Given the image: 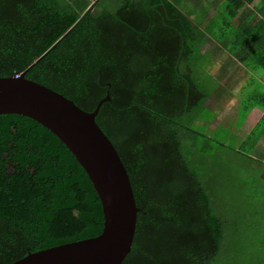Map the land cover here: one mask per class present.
<instances>
[{
	"label": "trees",
	"instance_id": "1",
	"mask_svg": "<svg viewBox=\"0 0 264 264\" xmlns=\"http://www.w3.org/2000/svg\"><path fill=\"white\" fill-rule=\"evenodd\" d=\"M92 2L0 0V77L21 74L44 55L25 78L80 109L92 112L109 90L95 122L140 209L121 264H224L228 221L191 169L186 145L213 148L207 135L223 130L208 131L216 116L204 106L219 93L208 68L213 53L264 69V0H98L87 13ZM245 101L240 123L255 106ZM254 129L239 148L249 144L248 153L232 147L251 161L261 136ZM102 228L100 201L66 147L27 117L0 115V264Z\"/></svg>",
	"mask_w": 264,
	"mask_h": 264
},
{
	"label": "water",
	"instance_id": "2",
	"mask_svg": "<svg viewBox=\"0 0 264 264\" xmlns=\"http://www.w3.org/2000/svg\"><path fill=\"white\" fill-rule=\"evenodd\" d=\"M96 2L91 3L87 13L92 12ZM43 56L18 78L0 77V115L27 117L66 147L86 173L100 201L103 228L95 237L28 253L11 264H121L131 251L140 209L120 156L95 122L100 106L110 101L109 90L92 112L80 109L62 94L25 78Z\"/></svg>",
	"mask_w": 264,
	"mask_h": 264
},
{
	"label": "rangeland",
	"instance_id": "3",
	"mask_svg": "<svg viewBox=\"0 0 264 264\" xmlns=\"http://www.w3.org/2000/svg\"><path fill=\"white\" fill-rule=\"evenodd\" d=\"M105 6L111 7L112 4L107 1ZM209 45H211L210 42L204 46V49H208ZM224 54L225 52H221L217 56ZM211 59L212 57L209 61H212ZM229 64V62H222L220 65L217 62V65L213 67L216 74L214 72L212 74L218 77V67L224 71ZM211 70L209 71L211 72ZM208 80L209 76H205V81ZM219 80L222 81L220 78ZM252 81L257 84V81L250 77L246 81L247 83L242 85L244 89L239 90L244 96L241 102L249 98L253 101L252 92L256 86L251 85ZM225 83L227 84L223 83L221 89L222 94L219 93L211 97L206 105L218 114L213 127L217 124L218 127L226 128L227 133L222 136L224 131L220 130L219 135L221 136L207 135L212 140L213 148L205 147L206 149L203 151H199L197 146L194 148L196 144H193L192 141L187 142L186 154L189 156L191 169L198 174L204 186H207L221 217L228 221L226 225L227 237L222 245V262L224 264H264V155H260L264 152V138L258 141L254 151L249 154L253 161L245 157L246 155L234 151L233 148L237 147L240 153L249 152V144L246 146L244 144L245 148H239L255 119H250V122L237 132L233 130V117L229 110L231 107L232 112L235 113L236 104L232 98L229 101V90L236 89V87L232 81ZM259 92L264 93V90H259ZM225 94L227 97L223 99ZM253 128H255L254 132L257 136L264 133L262 124ZM230 135L234 137L231 139ZM235 135L238 139L235 138ZM253 140L255 141V138ZM219 144L226 145L228 149L222 148Z\"/></svg>",
	"mask_w": 264,
	"mask_h": 264
},
{
	"label": "crops",
	"instance_id": "4",
	"mask_svg": "<svg viewBox=\"0 0 264 264\" xmlns=\"http://www.w3.org/2000/svg\"><path fill=\"white\" fill-rule=\"evenodd\" d=\"M251 8H252V5H248L247 6V9H246V12H245L246 15L249 14L248 11ZM250 50H251V47L249 45L246 46V48H245L246 53L245 54H247ZM221 52H223V51H216L215 53H213L214 55L211 56L212 57V59H211L212 61H211V63H210L208 68H209V70H211V69L212 70H211V72L209 71V73L212 74L214 72V74H216L215 70H213V67H214V65H217V62L220 65H221L222 62H224V63H226V62L228 63L229 62L230 63L229 66L227 67V69L224 70V71H221L219 69V67H218V69H217L218 70V77L214 76L213 74L212 75L218 82V88L216 90L219 89L220 95L223 92V91L221 92V89L223 88V83L227 84L225 82H231L232 81V83L234 84V87H236V89L229 90V94H230L229 101L232 98L234 103L236 104V110H235L236 112L235 113L232 112L231 107H230V110H229L230 113H231V117H233V119H232L233 126H234L233 130L235 132H237L239 129L243 128L246 124H248L250 122V119L251 120L255 119L254 123L251 125V127L249 128V130L245 134V136L243 138V140H244L245 137L248 135V133L250 132V130L254 126H256L258 124L264 125V100H262L263 98H260V96L264 97V93H260L259 92V90H264V69L257 68V67H252V68L246 67L237 58H234V57H231V56H229L227 58L226 54L221 55V56H217V54H219ZM246 57L247 56L244 55L242 58H246ZM250 77L252 79H255V81H257V84H254V81H252V83H251V85H253V86L255 85L256 86V88L253 89V92L251 91L252 92V97H254L253 101H255L254 102L255 106L250 110V112L248 113L246 119L242 123H240L239 122V117H240V109H241V106H242L241 100H242V98H244V96H242V94L239 92V90L242 91L244 89V86H242V85H245V83H247L246 81ZM219 78L222 79V81H220ZM223 80H225V81H223ZM216 94H213L211 97H213ZM225 97H227L226 94L222 98L224 99ZM209 99L204 103V106H205L206 109L212 111L206 105L208 103ZM212 112L215 114L216 118H214L212 120V122L210 123V125L208 127V131L209 132H212V131L218 129V126H219V125L215 124V127H213L214 123H216L215 122L216 119L218 118V114L216 112H214V111H212ZM223 130H224V133H223L222 136H224L226 134L225 130H227V129L223 128ZM229 137L232 139L234 136L230 135ZM235 138L238 139V137L236 135H235ZM261 138H264V133H261V136L259 137L258 141ZM258 141L256 142V144L258 143ZM239 145H237V146H239ZM255 145L253 146V148L251 150V153L254 151ZM260 155H264V152L261 153Z\"/></svg>",
	"mask_w": 264,
	"mask_h": 264
},
{
	"label": "built area",
	"instance_id": "5",
	"mask_svg": "<svg viewBox=\"0 0 264 264\" xmlns=\"http://www.w3.org/2000/svg\"><path fill=\"white\" fill-rule=\"evenodd\" d=\"M21 74H15L13 77L18 78Z\"/></svg>",
	"mask_w": 264,
	"mask_h": 264
}]
</instances>
